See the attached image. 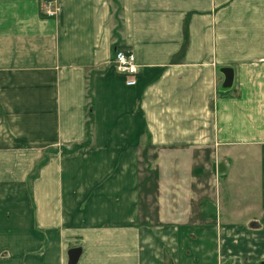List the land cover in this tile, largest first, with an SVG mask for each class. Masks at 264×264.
Listing matches in <instances>:
<instances>
[{
	"label": "crops",
	"instance_id": "0c3cea01",
	"mask_svg": "<svg viewBox=\"0 0 264 264\" xmlns=\"http://www.w3.org/2000/svg\"><path fill=\"white\" fill-rule=\"evenodd\" d=\"M41 2L0 0V264H68L79 244L76 264H167L172 243L178 264H214L202 223L145 224L141 155H258L264 179V0Z\"/></svg>",
	"mask_w": 264,
	"mask_h": 264
},
{
	"label": "rangeland",
	"instance_id": "374dc122",
	"mask_svg": "<svg viewBox=\"0 0 264 264\" xmlns=\"http://www.w3.org/2000/svg\"><path fill=\"white\" fill-rule=\"evenodd\" d=\"M216 153L211 147L168 152L152 149L145 142L141 155L143 220L149 229L166 236L176 235L174 226L191 224L193 238L202 223L201 233L208 235L205 246L218 253L214 264H264L261 161L258 155L242 153L236 159L221 160ZM170 249H166V263L178 264ZM82 253L80 244L70 246L68 264H76Z\"/></svg>",
	"mask_w": 264,
	"mask_h": 264
},
{
	"label": "built area",
	"instance_id": "2783aa9c",
	"mask_svg": "<svg viewBox=\"0 0 264 264\" xmlns=\"http://www.w3.org/2000/svg\"><path fill=\"white\" fill-rule=\"evenodd\" d=\"M41 6L48 17H55L60 12V9L55 5V0H43ZM112 64L116 72L125 77L127 86L133 87L136 85L140 70L136 56L131 51L125 49L115 50Z\"/></svg>",
	"mask_w": 264,
	"mask_h": 264
},
{
	"label": "trees",
	"instance_id": "16d2710c",
	"mask_svg": "<svg viewBox=\"0 0 264 264\" xmlns=\"http://www.w3.org/2000/svg\"><path fill=\"white\" fill-rule=\"evenodd\" d=\"M185 34H186V36H185V40H186V37H187V29H186V28H185ZM89 96H90V97L92 96L91 93H89ZM91 99H92V97H91ZM91 103H92V102H91ZM93 116H94V114H93V106L91 105L90 108H89V112H88L89 120H88V123H87V129H88L87 131H88V135H89V136H90L91 125H92V121H93ZM88 142H89V140H88L85 144L80 145V146H77V147H75V148H82V147H85V146L88 144ZM45 162H46V159H44L41 163H39V164L37 165V168H36V170H35V173H34L33 177H35V176L37 175L38 170H39V167L42 166L43 164H45Z\"/></svg>",
	"mask_w": 264,
	"mask_h": 264
},
{
	"label": "water",
	"instance_id": "95a60500",
	"mask_svg": "<svg viewBox=\"0 0 264 264\" xmlns=\"http://www.w3.org/2000/svg\"><path fill=\"white\" fill-rule=\"evenodd\" d=\"M225 77H226V81H225V85L224 86H231L232 85V81H233V72L230 69H225L223 71ZM77 254V253H76ZM79 256V255H78Z\"/></svg>",
	"mask_w": 264,
	"mask_h": 264
}]
</instances>
